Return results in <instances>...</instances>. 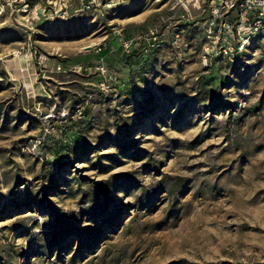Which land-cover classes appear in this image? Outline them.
<instances>
[{
	"label": "rangeland",
	"instance_id": "obj_1",
	"mask_svg": "<svg viewBox=\"0 0 264 264\" xmlns=\"http://www.w3.org/2000/svg\"><path fill=\"white\" fill-rule=\"evenodd\" d=\"M260 9L0 0V264H264Z\"/></svg>",
	"mask_w": 264,
	"mask_h": 264
},
{
	"label": "built area",
	"instance_id": "obj_2",
	"mask_svg": "<svg viewBox=\"0 0 264 264\" xmlns=\"http://www.w3.org/2000/svg\"><path fill=\"white\" fill-rule=\"evenodd\" d=\"M253 1L257 2L258 4H260L261 9H260L259 14L263 15L264 14V10H263L264 9V0H253Z\"/></svg>",
	"mask_w": 264,
	"mask_h": 264
}]
</instances>
